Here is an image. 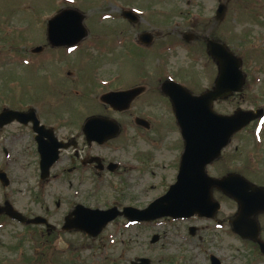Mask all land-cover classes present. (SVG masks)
Returning <instances> with one entry per match:
<instances>
[{
    "label": "rangeland",
    "instance_id": "1",
    "mask_svg": "<svg viewBox=\"0 0 264 264\" xmlns=\"http://www.w3.org/2000/svg\"><path fill=\"white\" fill-rule=\"evenodd\" d=\"M220 1L226 11L216 20ZM66 7L82 11L87 35L71 48L51 47L46 23ZM124 7L136 11L139 21L129 25L122 20ZM141 31L151 32L155 40L140 46L136 35ZM192 32L220 38L243 59L242 92L215 103V111L264 109V0H0V111L33 107L46 123H59L61 137L80 132L75 123L93 111L117 120L122 128L97 150L117 162L119 171L93 177L69 149L44 180L31 129L16 122L0 129V169L10 179L6 187L0 183V204L7 199L24 215L45 216L57 227L49 234L43 226L0 217V264H132L141 256L151 259L150 264H210V254L224 264H240L241 242L227 225L196 219L139 225L118 217L96 238L60 229L76 203L102 209L146 206L175 181L181 137L165 101H143L146 97L117 112L100 96L139 83L153 87L164 77L182 80L193 91L212 84L215 63L200 42L181 37ZM38 46L43 49L32 52ZM136 114H152L155 131L136 128L130 117ZM242 170L264 182V118L237 133L208 169ZM215 197L222 215L234 212L232 201ZM191 223L205 228L191 236ZM155 233L164 238L152 244Z\"/></svg>",
    "mask_w": 264,
    "mask_h": 264
},
{
    "label": "water",
    "instance_id": "2",
    "mask_svg": "<svg viewBox=\"0 0 264 264\" xmlns=\"http://www.w3.org/2000/svg\"><path fill=\"white\" fill-rule=\"evenodd\" d=\"M224 13L225 4L221 2L216 10L215 19L220 20ZM123 15L131 22L137 21V16L130 11H124ZM83 19L84 15L77 9H62L48 21V41L53 46L77 44L87 35ZM140 38L144 43L149 44L153 34L144 32ZM189 38L187 36V39ZM41 50L42 47L33 49L35 52ZM207 52L215 60L218 70L212 89L196 96L178 83L172 81L163 83L162 90L171 99L185 144L176 182L170 185L165 194L144 209L125 207L120 211L116 206L108 209H92L83 204H77L65 216L63 230H80L91 237H96L109 222L121 215L128 217L131 221H151L161 217L178 219L195 214L211 217L220 207V203L213 196V190L218 189L235 200L239 206L238 213L232 221L233 230L240 235L246 234L257 242L264 253V241L259 237V225L255 219L258 213L264 212V186H258L236 172L217 178L209 176L206 170L207 165L220 156L221 150L230 142L232 135L251 121L263 117L264 110L239 108L230 115L214 111L215 101L228 98L233 93L243 90L246 74L242 70V58L235 55L225 44L207 38ZM142 91L141 87L111 91L103 94L101 100L114 110L122 111L128 109ZM14 120L24 124L29 121L33 123V129L37 133L41 179L46 178L51 165L59 156V149L67 148L69 144L59 142L51 128L39 125L33 108L27 111L4 108L0 112V127ZM120 131L121 126L115 119L101 116L88 118L83 126L87 140H94L100 144L116 137ZM0 180L5 186L9 184L4 171H0ZM2 213L20 223L51 226L42 216L25 217L14 209L9 201L0 205V214ZM241 216L250 217L244 221L245 225L241 223L243 222ZM157 240L158 236H153L152 242ZM211 258L213 264H216L217 258L215 256ZM139 261L133 264H150L147 258L139 259Z\"/></svg>",
    "mask_w": 264,
    "mask_h": 264
},
{
    "label": "flooded vegetation",
    "instance_id": "3",
    "mask_svg": "<svg viewBox=\"0 0 264 264\" xmlns=\"http://www.w3.org/2000/svg\"><path fill=\"white\" fill-rule=\"evenodd\" d=\"M124 8H128V7H124ZM124 8L120 9V17L122 18V20L127 21L129 25L134 24V23L139 21V19H140L139 15H137V21L136 22H131L130 20H127V18H125L123 16V12H124L123 9ZM142 33L143 32L141 31L140 33H137V35H136L137 44H139L140 46H141V44L144 45V42L140 38V35ZM199 35L200 34L197 33V32H192V33H189L187 35L185 33V34L181 35V37H182L183 40H185L187 42L189 40L186 39V36H189L190 39H192V41H194V42H200L202 44L203 49L206 50V52H207V39L206 38L207 37H211V38H215V39H217V38L215 36L211 35L210 33L201 34L200 36ZM199 38H201V41H197V40H199ZM154 40H155V38L153 37L152 41H154ZM217 40H221V39H217ZM210 59L215 63V61L212 58H210ZM215 65H216V63H215ZM167 79L173 80V81L181 84L182 86H184L186 89H188L191 93H193L195 95L201 94L204 91L212 88L215 79H213L212 84H210L209 86L205 87L204 89H202L200 91H193L188 86V84H186L185 82L183 83L182 80H177V79H175L173 77H170V78H168V77L159 78L157 83L154 84L153 87H150L149 85H147L145 83H139V84L132 85L134 87H137V86L142 87V89H143V92L136 97L135 101H140V100H142V99H144L146 97H149V98H147V99H145L143 101H147V102L150 101L151 102L156 97H160V99L165 101V104H166L165 106L170 108V114H172V117L174 118V129L175 130L178 129L179 136L181 137L180 142L177 144L179 146V148H178V150H179L178 161L175 164V166L177 168V173H176V177H177L178 174H179L180 163H181V159H182V153H183V147H184V142L183 141L184 140H183V137H182L181 130H180L179 126L177 125L176 119L174 117V113H173L172 105H171V100H170V98L167 95H165L162 92L163 83L165 81H167ZM135 85H137V86H135ZM176 89L177 88H175V90ZM219 101H225V100H217L216 103H218ZM117 112H119V111H117ZM121 112H124V111H121ZM87 113H89V114L82 116V119H83L82 121L80 120V121H78V123L77 122L75 123V125L78 126V128L80 129V132H78L75 135L63 136V137H61V136H59L57 134V132H58L57 130H58V126H59L58 122L54 121L53 123H46L44 120H42L39 117L38 113H37V115L39 117V121H40L41 124H43L47 128H52L53 129V133H54V135L56 136V138L58 139L59 142H61L62 144H69L70 145L67 149H62L60 151L59 158L61 157L63 152H66L69 149H71V150H73V152H75L76 156H79L78 160L79 159L80 160L78 162V165L81 168H84L87 171H89L93 175V177L94 176H101L102 174H105L107 172L116 173L120 169V167L117 164V162L107 159L103 154H101L100 152L97 151L98 149L102 148L104 145L108 144V141L103 143V144H100V143H98L97 141H94V140L93 141H88L86 135L83 132V126H84V124H85V122L87 121L88 118H90L92 116H106V117H109V116L104 115L103 113L101 114L100 112H96V111H93V113H91V112H87ZM139 116H138V114L130 116V117L133 118V122H134V125L136 126V128L146 129L148 131L154 132L155 129H156V123L154 122V120L152 118V114H149L148 116L147 115H139ZM24 126L25 127H29L31 129V131L33 132V130H32L33 129V125L31 123L26 124ZM158 130H159V127H158ZM33 136H34V140H35V133L34 132H33ZM225 150H222V153H221L220 157L218 158V160H216L215 162L210 164L208 166V169L213 167V165L222 158L223 153H224ZM79 152H82V154L79 155ZM54 165L52 167H54ZM244 170L238 171V172H240V174L245 176L250 181H252V182H254V183L258 184V185H264V182L258 181L256 179L254 180V179L248 177L247 175H245ZM208 172H209L210 175L219 177V176H222V175L228 173L229 171H226V172H223V173H218V172L211 173L210 171H208ZM214 195H220L221 197L224 196L225 198H227L225 195H223L218 190L214 191ZM227 199L232 201L234 203V205L236 206V208H235L234 212L228 213L226 215H222L223 214L222 213L223 206L221 204V206L218 208L217 212L214 213L211 217L194 215V216L189 217V218L172 219L170 217H164L162 219L163 220H168V221H173V222H176V221H189V220H192V219H196V220H200V221L210 222L211 224L215 223L217 225L221 224V225L230 226L232 232L237 236L238 240L241 242L240 250L243 252V254H240V256H241L240 264H264V253L261 252L260 245L257 242H255L254 240H252L249 237H247L246 234H241L240 235V234H236L234 232L232 221H233V219L236 217V215L238 213L239 206L232 199H230V198H227ZM6 201H7V199H5L3 202L5 203ZM220 203H221V201H220ZM136 207L144 208L145 206H140V207L136 206ZM121 208H123V207H121ZM68 213H69V211L64 215L63 223L61 224V226L64 224L65 216ZM0 217L3 218V219L7 218L8 220L13 221L11 218H9L8 216L3 215V214L0 215ZM27 217L33 218L32 216H27ZM45 218L48 220L47 217H45ZM247 218H250V217L241 216V219L243 220V222H241V223L245 225L244 221ZM255 219H256V221H257V223L259 225V237L264 241V212L258 213L255 216ZM14 222H16V221H14ZM149 223L151 224V222H145V221L135 222V224H139V225H146V224H149ZM18 224H21V223H18ZM25 226H30V227L43 226V227H45L44 224H42V225L28 224V225H25ZM187 228H188V232L190 233V235L194 236V235L197 234V232H201L205 227L202 226V225L191 223V224H189L187 226ZM56 231H57V227L55 225H54V227H50L47 230V232L49 234L54 233ZM154 235L159 236V239H163L164 238V236H162L160 233H155ZM199 237L201 238V235H199ZM212 256H216V258H217L216 264H224L223 260L218 255H215V254H210L208 256L210 264H213L212 258H211Z\"/></svg>",
    "mask_w": 264,
    "mask_h": 264
}]
</instances>
